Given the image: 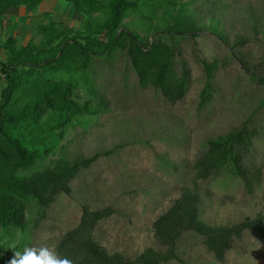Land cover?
<instances>
[{"label":"rangeland","instance_id":"rangeland-1","mask_svg":"<svg viewBox=\"0 0 264 264\" xmlns=\"http://www.w3.org/2000/svg\"><path fill=\"white\" fill-rule=\"evenodd\" d=\"M197 20L194 35L175 36L176 72L183 64L190 70L185 95L168 100L153 86H141L125 50L109 60L95 59L91 69L96 98L103 99L109 112L83 116L64 133L57 149L32 169L52 168L55 161H74L100 155L82 169L70 183V192L60 193L40 218L28 220L26 235L18 232L11 249L19 251L41 241L44 231L52 232L49 245L58 243L81 222L84 209L107 207L110 217L96 226L94 236L110 254L119 252L135 262L147 248L166 254L168 247L155 236L154 222L187 190L200 195L204 221L214 227L234 226L258 214L264 215V0H180ZM179 3V4H180ZM169 9L173 11L170 6ZM31 16L24 6L13 8L0 20V44L17 34L22 44L32 37L39 22L57 27H73L71 37L82 28L86 17L66 0H45ZM102 18V13H93ZM163 10L154 18L132 14L122 28L153 41L164 28ZM3 59L6 57L4 52ZM217 62L213 71V96L200 106L206 85L204 62ZM1 84V83H0ZM83 103L90 94L77 91ZM256 128L244 160L251 169L247 180L224 174L196 180L195 162L208 149V142L234 129ZM257 178L252 188L249 180ZM177 256L160 264H264V236L257 230L245 231L237 238L224 260L209 252L204 238L187 231L178 239Z\"/></svg>","mask_w":264,"mask_h":264},{"label":"trees","instance_id":"trees-1","mask_svg":"<svg viewBox=\"0 0 264 264\" xmlns=\"http://www.w3.org/2000/svg\"><path fill=\"white\" fill-rule=\"evenodd\" d=\"M86 17L81 30L68 37L73 27H57L47 21L35 28L42 38L32 37L26 44L17 34L8 35L0 44V264H8L19 246L11 249V240L20 232L26 235L28 220L40 212V218L62 193H69L70 183L82 169H87L100 155L90 158L55 161L52 168L25 175L44 161L58 147L64 133L83 116L109 112L103 99H96L91 69L97 58L109 60L117 51L125 50L141 86H153L174 102L187 90L190 70L183 64L182 75L176 72V49L170 44L175 36L194 35L197 20L180 0H66ZM45 0H0V20L12 8L24 6L37 14ZM180 3V4H179ZM172 7V12L169 7ZM163 10L164 28L153 41L122 28L124 19L132 14L156 17ZM102 13V18L93 13ZM6 53L3 59V53ZM204 62L206 85L201 91L200 106L213 96V71L217 62ZM92 97L81 103L77 91ZM256 128L247 126L211 139L208 149L195 162V179L206 180L218 174L242 177L251 175L250 164L244 160ZM257 178L249 180V188ZM113 209H84L79 225L58 243L56 251L74 264H132L123 254H110L94 236L97 224L112 215ZM155 236L168 247L160 254L152 247L135 260L140 264H160L177 256L178 239L187 231L204 238L214 258L222 261L234 241L245 231L257 230L264 236V215L258 214L234 226L214 227L204 221L200 211V195L187 190L154 222Z\"/></svg>","mask_w":264,"mask_h":264},{"label":"clouds","instance_id":"clouds-1","mask_svg":"<svg viewBox=\"0 0 264 264\" xmlns=\"http://www.w3.org/2000/svg\"><path fill=\"white\" fill-rule=\"evenodd\" d=\"M53 235L50 231L42 232L40 243L25 247L22 252L15 251L8 264H74L73 260L60 256L55 246L47 243Z\"/></svg>","mask_w":264,"mask_h":264},{"label":"crops","instance_id":"crops-1","mask_svg":"<svg viewBox=\"0 0 264 264\" xmlns=\"http://www.w3.org/2000/svg\"><path fill=\"white\" fill-rule=\"evenodd\" d=\"M16 8H17V7H16ZM12 9H13V8H12ZM10 10H11V9H10ZM10 10H9V11H10ZM9 11H8V13H9ZM31 16H34V14H33V13H31Z\"/></svg>","mask_w":264,"mask_h":264}]
</instances>
